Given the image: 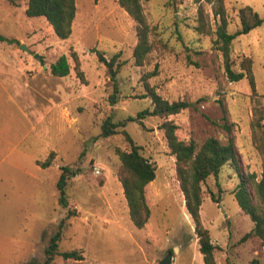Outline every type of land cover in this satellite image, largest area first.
Listing matches in <instances>:
<instances>
[{
  "label": "rangeland",
  "instance_id": "obj_1",
  "mask_svg": "<svg viewBox=\"0 0 264 264\" xmlns=\"http://www.w3.org/2000/svg\"><path fill=\"white\" fill-rule=\"evenodd\" d=\"M214 1L141 0L152 50L143 65H136V21L118 0H76L73 31L66 39L57 36L44 16L27 15V0H0V33L19 40H0V264H43L50 238L69 211L73 214L66 218L59 250L77 249L83 258L57 254L53 264H162L169 253L171 264H202L199 236L161 123L172 120L177 136L200 148L210 136L226 141L227 115L234 122L241 164L258 177L264 170V22L232 43L234 69H241L243 57L253 58V92L247 78L232 81L226 74L215 42L220 16ZM223 2L231 32L241 28L242 6L264 16V0ZM95 49L107 58L120 53V90L114 103L113 82ZM62 54L71 69L58 76L51 64ZM155 68L157 74L145 79ZM146 81L169 101L187 100L191 106L119 128L131 134L157 168L146 186L151 216L139 228L130 218L116 153L117 147L130 149V143L122 132L105 137L101 130L108 117L123 120L152 108L151 98L143 97ZM51 151L54 160L43 167L39 161ZM67 164L81 172L69 180L64 207L57 182L60 167ZM239 181L229 162L218 180L209 176L202 185L201 217L216 244L218 264H264V240H242L254 223L235 197Z\"/></svg>",
  "mask_w": 264,
  "mask_h": 264
},
{
  "label": "trees",
  "instance_id": "obj_2",
  "mask_svg": "<svg viewBox=\"0 0 264 264\" xmlns=\"http://www.w3.org/2000/svg\"><path fill=\"white\" fill-rule=\"evenodd\" d=\"M120 5L136 21L137 42L134 47L133 57L136 65H143L152 50L150 41L151 28L143 12L141 0H118ZM201 1V0H197ZM215 2L214 0H207ZM215 14L220 16L215 33L217 48L220 49L224 56V66L227 76L232 81H239L247 78L253 92H256V79L253 72L252 56H245L241 60V69L233 68L231 57L232 43L239 35L248 33L255 27L264 22V16H261L251 6H242L239 9L241 18V28L234 32L229 31V14L224 7L223 0H218ZM26 14L29 16H44L52 25L54 32L62 39L68 38L73 31V22L77 13L76 0H27ZM203 24V22H202ZM199 31H203V26H199ZM0 40L9 43L19 42L17 38H8L0 33ZM186 48H190L185 43ZM99 60L104 63L109 71L110 78L113 82V92L110 95L111 102H116L119 92L118 72L122 61H118L120 53L114 54L107 58L103 51L95 49ZM73 57L76 62V68L79 75L83 76V71L79 69L80 60L73 51ZM71 65L66 54H62L56 61L51 64L52 73L58 76H65L70 73ZM157 74V68L145 73V79ZM147 93L143 97L149 96L152 100V108L148 107L137 113V115L128 116L126 119L114 121L111 117L106 118L102 124L101 136H110L118 132L125 134L130 143V149L116 148L121 165L119 168V177L124 187V193L129 205V214L133 223L142 228L149 221L151 208L146 198V186L156 178V165L146 157L141 151V145L137 144L131 134L125 129L128 121H139L143 124V119L148 116H158L161 118L176 114L191 106L187 100L169 101L161 96L149 81L145 82ZM223 127L227 130V139L223 141L217 137H208L200 146L193 140L180 139L176 134L177 125L172 120H165L161 127L165 131L168 146L172 154L176 157L177 176L180 186L185 194L186 207L193 217L195 230L199 236L200 250L203 254L205 264H218L214 250L216 244L212 240L211 232L203 223L200 209L203 202L202 185L206 179L213 175L218 180L222 167L226 163H231L236 168L240 181L234 189L235 197L241 209L250 216L254 225L247 231L242 240L256 236L264 240V170L258 177L255 171H250L241 164L239 159V150L234 130V122L225 115ZM264 153V143L261 145ZM84 154V152H82ZM55 152L51 151L44 161H39L43 167L52 164ZM61 173L57 182L59 190V203L67 207V185L69 180L81 172V167L72 164L62 165ZM215 202L220 199L211 194ZM73 214L72 211L61 219L57 231L51 236L48 247L45 250V260L43 264H53L57 254L62 255L65 259L73 258L81 260L82 253L79 250H59V243L63 235L66 224V218Z\"/></svg>",
  "mask_w": 264,
  "mask_h": 264
},
{
  "label": "water",
  "instance_id": "obj_3",
  "mask_svg": "<svg viewBox=\"0 0 264 264\" xmlns=\"http://www.w3.org/2000/svg\"><path fill=\"white\" fill-rule=\"evenodd\" d=\"M21 48L26 49L27 51L31 52V50H30L25 44H22V45H21ZM35 56L38 57L41 61L43 60L41 54H39V53H35ZM44 67L46 68V65H44ZM172 258H173L172 254L169 253L168 255H166V256L162 259V262H161V263H162V264H171V262H172Z\"/></svg>",
  "mask_w": 264,
  "mask_h": 264
},
{
  "label": "crops",
  "instance_id": "obj_4",
  "mask_svg": "<svg viewBox=\"0 0 264 264\" xmlns=\"http://www.w3.org/2000/svg\"><path fill=\"white\" fill-rule=\"evenodd\" d=\"M212 240H213V239H212ZM213 242H214V241H213ZM216 259H217V261H218V258H217V257H216ZM201 262H202V264H205V263H204V260H203V255H202V261H201Z\"/></svg>",
  "mask_w": 264,
  "mask_h": 264
}]
</instances>
